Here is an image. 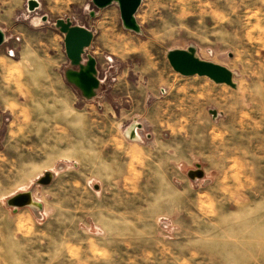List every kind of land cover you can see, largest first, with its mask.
Listing matches in <instances>:
<instances>
[{"label": "rangeland", "instance_id": "rangeland-1", "mask_svg": "<svg viewBox=\"0 0 264 264\" xmlns=\"http://www.w3.org/2000/svg\"><path fill=\"white\" fill-rule=\"evenodd\" d=\"M36 1L0 0V264H264V0H142L139 33L116 3ZM59 21L93 33L79 65ZM192 43L237 90L172 69ZM30 190L41 210L7 205Z\"/></svg>", "mask_w": 264, "mask_h": 264}, {"label": "water", "instance_id": "water-1", "mask_svg": "<svg viewBox=\"0 0 264 264\" xmlns=\"http://www.w3.org/2000/svg\"><path fill=\"white\" fill-rule=\"evenodd\" d=\"M95 5L104 9L112 4L119 5L122 20L125 28L139 33L141 31L137 23L136 14L142 3V0H93ZM29 9L36 11L40 8V3L36 0H29ZM62 22V23H61ZM61 32L65 36V51L72 64L79 65L85 50L90 47L93 41V33L80 26H72L70 23L59 21ZM5 42V35L0 31V45ZM172 69L182 77H201L207 78L216 85H226L234 90L238 89L235 82V72L228 67L204 59L200 56L198 47L190 44L186 48H173L166 53ZM73 77L78 76L77 85L88 93H93L94 89L99 87V79L96 77V60L90 58L87 68H81L79 72L70 73ZM205 176L204 170L200 165L197 169L188 172L191 180L202 179ZM52 173H45L37 182L38 185H50L53 181ZM33 191H25L15 194L9 198L7 205L14 210L22 208H32Z\"/></svg>", "mask_w": 264, "mask_h": 264}, {"label": "bare ground", "instance_id": "bare-ground-1", "mask_svg": "<svg viewBox=\"0 0 264 264\" xmlns=\"http://www.w3.org/2000/svg\"><path fill=\"white\" fill-rule=\"evenodd\" d=\"M62 23V22H61ZM76 80L78 81V76L74 75ZM137 125L133 124L128 130H127V136L130 137L133 140H139V134L137 132ZM32 208L35 210H41L42 205L38 202L35 201V197L33 194V203H32Z\"/></svg>", "mask_w": 264, "mask_h": 264}, {"label": "crops", "instance_id": "crops-1", "mask_svg": "<svg viewBox=\"0 0 264 264\" xmlns=\"http://www.w3.org/2000/svg\"><path fill=\"white\" fill-rule=\"evenodd\" d=\"M142 2H143V1H142ZM136 19H137V17H136ZM92 48H93V47H92ZM68 61H69V59H68ZM17 210H18V209H17ZM17 210H16V211H17Z\"/></svg>", "mask_w": 264, "mask_h": 264}]
</instances>
